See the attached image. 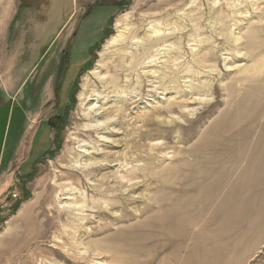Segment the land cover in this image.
Instances as JSON below:
<instances>
[{
  "label": "rangeland",
  "instance_id": "obj_1",
  "mask_svg": "<svg viewBox=\"0 0 264 264\" xmlns=\"http://www.w3.org/2000/svg\"><path fill=\"white\" fill-rule=\"evenodd\" d=\"M0 264H264V0H0Z\"/></svg>",
  "mask_w": 264,
  "mask_h": 264
},
{
  "label": "bare ground",
  "instance_id": "obj_2",
  "mask_svg": "<svg viewBox=\"0 0 264 264\" xmlns=\"http://www.w3.org/2000/svg\"><path fill=\"white\" fill-rule=\"evenodd\" d=\"M156 34L155 35H153L152 37H148V41H149V44L151 45L150 47H153L154 45H156V44H158V43H160L163 39H165L166 38V36H168V34H164V33H161V34H159L158 32H155ZM123 40H124V34L122 33V32H118V34H116L115 36H113V37H111L109 40H108V43L110 44V45H116V43H119V42H123ZM164 50V49H163ZM162 51V50H161ZM165 51V50H164ZM150 53H151V49L149 48V47H146V48H143V50L138 54V53H134V52H132L131 53V56H130V58L129 57H127V58H129L130 60H128L127 61V58L126 59H122V61H123V63H122V61H121V64L119 65V67H126V66H129L130 67V69L131 68H133V66L135 67V65H136V63L135 62H138L139 60H141V59H145V57H147L148 55H150ZM160 54V52H158L156 55H159ZM123 58V57H122ZM152 61L153 60H150V61H147V62H144V64H145V66H151L152 64ZM126 62L128 63V65L126 64ZM147 64V65H146ZM146 75H147V73H145ZM103 78V77H102ZM149 79V78H148ZM130 79H125L124 80V82H125V86L124 87H127V86H129L130 85V81H129ZM148 81H151L152 82V80H148ZM103 83H104V85L106 86V88H111L112 90H115L116 88H120V84H122L121 82H120V76L118 75V74H116V75H114V76H112L110 79H108V80H106L105 79V81H102ZM150 82V83H151ZM86 84V83H85ZM148 84V83H147ZM137 87H138V89H139V91L141 90V87H142V81H138L137 80ZM135 88V87H134ZM87 89V88H86ZM107 90V89H106ZM125 89H122V95L119 97V99H121V100H119L118 101V103H121L122 104V106H124V105H126V104H131V103H133V102H135L136 101V95H137V93H132V94H130V95H127V91H124ZM131 91V90H130ZM111 92V91H110ZM132 92V91H131ZM129 94V93H128ZM84 95V94H83ZM136 96V97H135ZM121 101V102H120ZM124 101V102H123ZM93 109H95V108H93ZM120 109H121V107H120ZM97 114V113H96ZM83 116H84V118H88V107L86 108V109H84L83 110ZM99 124V123H98ZM85 125V124H84ZM95 125V124H94ZM96 126H98V125H96ZM100 126H102V125H100ZM84 129V128H83ZM86 132H87V134H88V128H87V130H85ZM105 140V139H104ZM62 209H65V211H71L72 209H74V207H72V206H69V205H67V206H62L61 207ZM24 212V211H23ZM33 209L31 208V209H27V213H26V217H24L25 219H27V221L29 220V221H31V223L32 222H36L37 221V217H34L33 216ZM21 218V217H20ZM23 218V219H24ZM23 219H21V220H23ZM25 223V222H24ZM27 223V222H26ZM178 223L179 224H182V222H181V220H178ZM177 223V225H176V233L177 234H182V226H179V224ZM15 228V227H14ZM16 230V229H15ZM26 230V229H25ZM31 234V233H30ZM32 236V235H31ZM178 239V238H177ZM3 260V259H2ZM6 260V259H5ZM4 260V261H5Z\"/></svg>",
  "mask_w": 264,
  "mask_h": 264
}]
</instances>
